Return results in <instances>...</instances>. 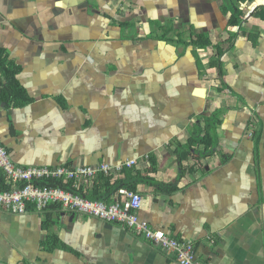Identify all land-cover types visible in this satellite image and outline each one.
Wrapping results in <instances>:
<instances>
[{
    "label": "crops",
    "instance_id": "1",
    "mask_svg": "<svg viewBox=\"0 0 264 264\" xmlns=\"http://www.w3.org/2000/svg\"><path fill=\"white\" fill-rule=\"evenodd\" d=\"M258 6L264 0L238 2L240 22L229 25L222 0H0V49L19 67L17 81L30 98L20 107L0 101L9 159L22 167L136 159L117 179L128 169L174 186L137 183L141 219L190 240L207 264H264ZM193 34L207 35L210 45L195 47ZM5 81L0 74V90ZM216 110L217 143L205 154L189 140L196 129L204 134V119ZM50 213L46 230L44 212L0 207V264H178L117 224L108 228L59 205ZM51 233L62 246L47 251L41 242Z\"/></svg>",
    "mask_w": 264,
    "mask_h": 264
},
{
    "label": "built area",
    "instance_id": "2",
    "mask_svg": "<svg viewBox=\"0 0 264 264\" xmlns=\"http://www.w3.org/2000/svg\"><path fill=\"white\" fill-rule=\"evenodd\" d=\"M248 134L251 137L253 131H248ZM136 163V159H129L114 165L102 162L97 165L22 167L11 162L7 150L0 143V170L6 178L4 187L0 188V207L21 214L27 211L42 213L49 205H59L65 211L122 226L172 253L178 264H207L197 258L190 240L170 237L162 229L153 228L140 218L142 196L137 190L119 187L110 202L85 196L86 188L97 177L115 181L125 167ZM40 180L60 181L61 185H37L35 182Z\"/></svg>",
    "mask_w": 264,
    "mask_h": 264
},
{
    "label": "trees",
    "instance_id": "3",
    "mask_svg": "<svg viewBox=\"0 0 264 264\" xmlns=\"http://www.w3.org/2000/svg\"><path fill=\"white\" fill-rule=\"evenodd\" d=\"M248 0H222L223 3V12L227 13L231 12L229 17V25H237L240 22L239 16L241 15V10L238 7V2H245ZM251 1V0H249ZM253 15L264 18V6H258L254 9ZM164 32V37L168 38L169 35L173 32L169 26H166ZM192 45L195 47L205 48L210 45V40L205 34H193ZM217 57H220L222 54V50L219 49L216 52ZM212 66L218 65V59L211 62ZM19 71V67H17L12 61L8 60L5 55L4 50L0 49V74L3 75L6 79L5 83L2 85L0 90V101L4 102L6 105H14V106H24L30 101V98L27 96L25 90L17 81V74ZM221 110H216L211 116L204 119V127L202 131L204 134L200 136L201 130L196 129L193 132V137L189 140V145L197 148H201L205 151V154L210 153L209 149H212L216 146L217 143V127L221 122ZM212 140V144L208 143V140ZM185 149V148H184ZM196 150V149H195ZM188 150H185L184 153L180 154V159H184L187 156ZM152 170H155L156 164L155 159L153 157L149 158ZM125 179L120 180L117 179L115 181H111L108 177L99 176L97 177L93 184L91 185L90 191L85 195L86 197L93 200H101L105 202H110L113 198V195L116 193L119 187H126L130 190H135V186L139 182H146L152 185L159 187L161 190L174 189V186H164L158 182H155L153 179L149 177H143L132 175L131 171L128 169L125 170ZM5 176L0 170V188H3L5 185ZM37 185H61L60 181L55 180H40L35 182ZM64 186V185H62ZM65 187V186H64ZM32 208V205L29 206V209ZM54 205H49L47 207V211H44V219L42 221L43 229L49 230V226L54 223V220L51 217V210H53ZM50 209V211H48ZM44 250L50 251L54 248L61 247L60 241L54 234L46 235L45 239L41 242Z\"/></svg>",
    "mask_w": 264,
    "mask_h": 264
},
{
    "label": "water",
    "instance_id": "4",
    "mask_svg": "<svg viewBox=\"0 0 264 264\" xmlns=\"http://www.w3.org/2000/svg\"><path fill=\"white\" fill-rule=\"evenodd\" d=\"M73 217H74V214H71L70 215V219L73 218ZM105 226L108 227V228H111L113 226V224L105 222Z\"/></svg>",
    "mask_w": 264,
    "mask_h": 264
}]
</instances>
